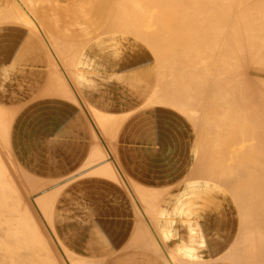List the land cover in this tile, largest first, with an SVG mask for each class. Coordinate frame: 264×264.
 <instances>
[{"label": "bare ground", "instance_id": "6f19581e", "mask_svg": "<svg viewBox=\"0 0 264 264\" xmlns=\"http://www.w3.org/2000/svg\"><path fill=\"white\" fill-rule=\"evenodd\" d=\"M95 4L99 48L130 53L131 74L145 67L137 78L116 82L103 70H82L77 59L85 53L71 31L58 37L60 26L55 32L39 18L35 0L2 1L0 60L11 67L0 66V99L9 102L0 105V264H264V0ZM88 58L85 64H95ZM82 94L130 113L152 108L129 122L126 115L95 113ZM78 107L106 138L80 167L83 150L62 141L59 129L80 118ZM148 118L160 121L158 135H134ZM187 139L194 143L170 152L169 140ZM157 145L165 157L191 161L185 178L210 183H199L190 200L224 229L209 233L200 256L177 251L184 238L177 244L158 219L163 194L136 185L119 163L139 174L138 163L155 157ZM176 181L181 189L184 175ZM228 195L236 205L234 234L222 210ZM175 198L170 204L178 207ZM92 203L125 210L123 232L114 231L105 251L101 223L80 225L75 214ZM227 229L233 238L226 245L218 232ZM96 251L106 255L84 254Z\"/></svg>", "mask_w": 264, "mask_h": 264}, {"label": "crops", "instance_id": "0c3cea01", "mask_svg": "<svg viewBox=\"0 0 264 264\" xmlns=\"http://www.w3.org/2000/svg\"><path fill=\"white\" fill-rule=\"evenodd\" d=\"M2 1L3 0H0V12L5 8V6L2 5ZM35 7L37 8V14L39 18L43 20V22H45L50 28H53L55 32L59 29L58 25L60 26V31L57 34L55 33L58 37H66V35L69 34L67 33L68 31H71V35L77 37L76 39L71 40V42L83 47L82 53H85V56L80 55L77 59L82 70H103L109 73L108 77L117 82L118 78L120 79V77L124 75H127L129 80L135 79L139 76L140 71L145 69V67L139 68L135 70L133 74H131L133 67L132 60L128 56L130 53L127 51H119L120 53L115 54L113 51L99 48V45L97 44L98 37H96L95 30V26L97 25V5L95 4V0H35ZM86 57H90L88 59L90 61H94L95 64L92 66L85 64ZM146 64L147 62L145 65ZM0 66L8 68L11 67V64L9 62L0 60ZM101 73L102 72L98 74ZM89 89L95 88L89 87ZM82 95L88 106H90L91 109L95 111V113H100L108 117L126 115L129 122L133 119H136V117L147 113L148 110H151L152 108L150 106H145L130 113V111H121V109L118 110L111 107L105 103V100L101 97L89 98L84 96V94ZM65 101L70 106L73 104L69 99H66ZM3 102L9 103L8 101L0 99V105L4 106ZM76 111L78 112L77 115L80 118L76 120L75 123L74 120L67 121L66 123L62 124L59 129L61 135H63V138H61L62 141H67L73 145L79 143L80 149L83 150L81 161L78 164L80 167L86 162L87 156L91 151L92 146L96 144V142H98L102 147L105 146L106 138H104L105 135L102 134V132L99 133L96 131V127L93 125L94 121L89 115H87L85 112L86 110H84L83 107H78ZM68 113L69 111L66 110L61 115L62 117L65 115L68 116ZM56 114L57 113L54 111L49 112V117L51 118L50 126L54 127V125L58 123V117H56ZM156 120L157 125H152L151 119L149 118L138 122V129L134 135H141L146 138L155 135L160 130H158V128L161 127L160 121L158 119ZM53 123L55 124L53 125ZM169 136L170 134H168L167 137ZM169 143L170 152H178L182 150L181 148L185 144H193L194 141L187 139L186 141L183 140L181 142H177L175 140L173 143L171 140H169ZM125 144L128 146H133L134 143L126 142ZM138 146L145 145L141 144ZM165 150L166 149L161 148L159 145L154 146V153L156 156L145 157L140 161V163H138V165L143 169L139 174H136L134 171L130 170L129 166L124 165L126 163H122L123 159L120 158L119 163L121 166H125L127 171L129 170L133 172V176L128 173L129 171L127 173L130 175L132 181L136 185L145 189L157 190L163 194L158 215V219L162 225V230L164 231L167 229L170 237L177 240V244L178 238H184V245L176 247V249L178 248L177 251L180 254L186 257H197L201 255L204 249L208 248L209 233L217 232L216 230L218 228L224 229V225L221 224L218 226V223H215L213 217L210 214L202 215L201 204L194 203L192 200H190L192 199L193 194L197 192V185L199 183L207 184L209 182L199 178H185L187 177L189 167L192 164L191 161H189V159H184L182 156L165 157L163 156ZM178 175H184V182L182 183L183 185L181 184V189L178 188L177 184L179 182L176 181ZM99 188H101L103 191H108V189L103 187ZM108 196L110 199H112V201L120 202V198H118L115 193L108 191ZM176 196L181 198V203L178 207H175V203L170 204L171 199L175 198ZM226 200L227 202L223 204L222 210L224 214L225 212L227 213V227L230 225L229 227L234 234L235 229L232 222L235 220V216L237 214L236 205L229 195ZM83 207L84 208H80V211L75 212V214H78L80 219L79 223L80 225H83L84 222L89 221H98L101 223V231H103V245L101 247V251H105L112 245L111 238L114 231L117 232V235H121L123 232L124 227L122 226V223L125 222L124 220L126 219L124 207L96 203H92ZM199 216H202V218H207L210 225L205 224V226L202 227V224H198L201 219ZM178 224L184 226V228H181L180 233L175 234L176 225ZM189 226L192 228L188 229ZM227 230L228 231L218 232L221 233V237H224L226 240V245L232 237L228 236L230 230ZM218 235L220 237V234ZM101 251H96L97 253L88 252L84 254L89 258L105 256L106 254Z\"/></svg>", "mask_w": 264, "mask_h": 264}]
</instances>
